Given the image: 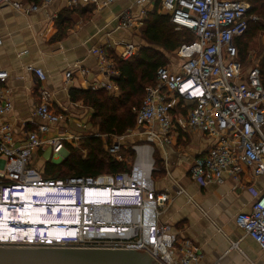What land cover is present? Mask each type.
Instances as JSON below:
<instances>
[{
  "label": "built area",
  "instance_id": "built-area-1",
  "mask_svg": "<svg viewBox=\"0 0 264 264\" xmlns=\"http://www.w3.org/2000/svg\"><path fill=\"white\" fill-rule=\"evenodd\" d=\"M51 1L43 0L46 4ZM122 1L68 0V5L102 8ZM0 2L25 12L38 8L35 3L25 7L18 0ZM133 3L138 6L141 18L158 6V12L168 16L176 30H189L193 39L182 43L174 53L179 61L178 70H173L170 64L160 67L156 84L147 87L141 105L134 108L147 139L133 146L137 161L132 170L97 178L45 179L42 171L34 165L35 152L48 144L55 154H60L65 149V142L77 137L55 135L43 138V134L50 131L51 124L58 123L65 116L52 109L55 95L44 85L46 72L41 67L28 66L39 83V102L34 113L44 122L31 120L33 127H26L18 137L15 125L4 120V116L12 111L13 102L8 97V88L0 86V206L16 212L24 200L17 201L13 197L15 192L54 186L73 192L78 207L94 209L85 219L90 221L86 226L92 235L84 239L58 240V246L140 249L161 264H200L202 255L194 243L182 240L170 225L160 222L161 209L168 206L171 197L167 192L157 191L152 178L154 144L170 143L173 132L191 129L209 136L212 143L194 159L190 177L205 186L212 182L223 184L228 175L234 182L233 188L251 190L254 196L251 209L239 212L235 222L264 251V191L251 184L264 176L263 75L259 66L243 72L236 43L237 38L244 36L250 22L259 21L260 16L251 13L252 7L247 0H134ZM116 19L115 30L130 28L138 22L131 7L123 10ZM57 32L52 20L42 35L49 40ZM2 44L0 38V46ZM119 45L116 56L124 61L131 60L141 47L132 41ZM91 51L97 56L100 72L107 81L93 83L90 89H103L113 94L116 80L121 75L114 57L105 47H92ZM71 75V70L66 73L68 78ZM8 76V71L0 70L1 81ZM170 95L182 99L183 106L188 107L186 112L175 109ZM145 160L150 161V168L143 164ZM126 189L130 190L127 195L96 200L99 206L87 205L86 191L115 194ZM16 218L0 220V231H5L2 227L6 225L11 228L25 225ZM90 227L94 230L91 231ZM12 239L16 238L0 234V246L22 243ZM47 242L46 245L53 244L51 240Z\"/></svg>",
  "mask_w": 264,
  "mask_h": 264
},
{
  "label": "crops",
  "instance_id": "crops-1",
  "mask_svg": "<svg viewBox=\"0 0 264 264\" xmlns=\"http://www.w3.org/2000/svg\"><path fill=\"white\" fill-rule=\"evenodd\" d=\"M18 1L25 7L35 3L38 8L25 12L0 2V38L3 39L0 70L9 72L6 80H0V86L8 88V97L13 102V109L4 116V120L15 125L18 137L26 127H33L31 120L44 122L34 113L39 102L38 79L27 69L28 66H36L46 72L44 85L54 92L52 109L65 116L58 123L51 124L50 131L43 134V138L73 135L77 138L68 139L73 143L80 137L94 134L98 129L90 122L94 109L84 105L83 101H72L69 90L89 89L93 83L107 81L91 49L105 47L110 54L117 55L119 43L131 41L130 30H115L116 18L123 10L131 7L138 18L137 26L143 24L146 17L138 15L134 0L102 8L71 7L68 0H52L47 4L43 0ZM109 8H118V13H103ZM89 10L96 12L92 18H88ZM52 20L58 32L47 40L42 34ZM241 51L245 55L239 54L238 61L241 65L245 62V73L254 66L264 67L263 54L257 55L250 43ZM170 66L177 71L179 61L175 58L173 66ZM70 70L72 75L68 78L66 73ZM115 84L113 94L119 96L120 88ZM170 102L177 110L186 112L188 108L183 106L178 96L170 95ZM171 138L170 143H155L158 157L154 160L152 178L156 190L167 192L171 197L168 206L161 209L160 222L170 225L182 240L194 243L202 255L200 264H264V251L235 222L239 212L251 209L254 202L252 191L243 187L233 188L234 182L228 175L223 184L201 185L190 177V169L194 159L211 145L212 139L191 129L173 132ZM118 139L115 137L116 141ZM66 155V148L55 154L52 147L45 144L35 152L34 165L39 168L35 163L38 157L44 161L50 157L62 161ZM117 159L126 160L121 156ZM251 184L264 191V176Z\"/></svg>",
  "mask_w": 264,
  "mask_h": 264
},
{
  "label": "trees",
  "instance_id": "trees-1",
  "mask_svg": "<svg viewBox=\"0 0 264 264\" xmlns=\"http://www.w3.org/2000/svg\"><path fill=\"white\" fill-rule=\"evenodd\" d=\"M247 1L251 4V13L263 15L264 0ZM157 8L158 6L155 11L149 12L144 20L145 39L151 44L175 53L182 43L192 41L193 35L189 30H184L189 32L187 33L189 38L180 41L181 35L175 31L176 28L170 22L169 17L159 14ZM260 21L261 19L257 22H250L244 36L237 39L239 54L248 46L246 37L249 31L264 30V24ZM111 55L121 71L120 77L116 80L121 92L119 96L103 89L92 90L90 88H71L69 94L72 101H83L84 105L94 109L91 123L98 125L101 133L122 136L128 129L136 126L137 114L134 108H139L141 105L146 87L156 84L157 70L167 65V59L162 51L148 46H141L138 54L129 61H124L115 54ZM261 70L264 84V67ZM64 145L70 154L59 164L48 161L45 170L42 171L45 179L96 178L104 173L118 174L130 171L125 161H120L103 150L102 140L98 137L86 138L85 145L89 148L86 157L82 156L72 142L66 141Z\"/></svg>",
  "mask_w": 264,
  "mask_h": 264
},
{
  "label": "bare ground",
  "instance_id": "bare-ground-1",
  "mask_svg": "<svg viewBox=\"0 0 264 264\" xmlns=\"http://www.w3.org/2000/svg\"><path fill=\"white\" fill-rule=\"evenodd\" d=\"M143 164L150 168V161H143ZM116 192V191H115ZM129 189L117 191V193L112 194H99V193H85V198L87 200V205H97L96 200H106V199H116L117 196H121L122 194H129ZM118 194V195H116ZM55 196L58 197L60 202H55L49 199L48 197ZM116 196V197H115ZM13 197L18 201L25 200L27 201H39L45 203H55L52 204L50 208L52 211H48L47 206L42 208V212L44 215H48L46 218L39 217L38 221L41 224L49 225V228L44 227L43 225L37 226L36 224H26V225H18L16 228H11L6 225V227H2L5 231H0V234L5 233V235H10L11 238H16L12 240H20L21 242H34V241H43V243L47 242V240L58 241V240H71L77 237L84 239L90 237L92 234L89 233V227L86 224H90V221H86L85 219L89 218L90 213L94 212V209H90L89 206L85 209L84 206L78 207L76 199L73 195L69 196L66 191L59 190V188L54 186L48 187H40L35 189H27L26 192H15ZM62 204L65 208H72L71 214H66L63 217H60V209L59 207ZM99 204V203H98ZM0 210L3 211V214L0 213V216H4L3 219L9 220L11 217H17L16 220L18 222H28V216L24 213V211L19 207L18 211H9L4 206H0ZM87 210V211H86ZM20 212V215L18 214ZM51 212V213H50ZM49 213V214H48ZM39 214V212H38ZM69 215V218L67 217ZM32 216V215H29ZM2 221V219L0 218ZM6 224V223H2ZM64 224V225H62ZM86 226V227H85ZM36 228V229H35ZM42 243V242H39ZM48 243V242H47ZM46 244V243H45Z\"/></svg>",
  "mask_w": 264,
  "mask_h": 264
},
{
  "label": "water",
  "instance_id": "water-1",
  "mask_svg": "<svg viewBox=\"0 0 264 264\" xmlns=\"http://www.w3.org/2000/svg\"><path fill=\"white\" fill-rule=\"evenodd\" d=\"M52 204L55 203L24 200L20 204L21 209L29 219V223L25 222V225L36 224L46 228L53 225L41 224L38 221L39 217L44 219L48 216L44 215L42 208L47 206L48 211H52ZM0 213L3 214V211L0 210ZM18 214L20 215V212ZM3 217L0 216L2 220ZM16 244L19 243L13 244V247L0 246V264H161L147 251L140 249L52 247L46 244L39 248H28L15 246Z\"/></svg>",
  "mask_w": 264,
  "mask_h": 264
},
{
  "label": "rangeland",
  "instance_id": "rangeland-1",
  "mask_svg": "<svg viewBox=\"0 0 264 264\" xmlns=\"http://www.w3.org/2000/svg\"><path fill=\"white\" fill-rule=\"evenodd\" d=\"M113 12V14L116 15V13H118V8L114 9V8H109L104 10L103 13H111ZM88 18H92L96 12H94L93 10H89L88 12ZM261 17V24H264V13L263 15H260ZM145 20V19H144ZM143 20V24H139V26L135 25L132 26L126 30H130V34H131V41L136 42L137 44H139L140 46H148V47H153L157 50H160L164 53L166 59H167V64H172L173 66V62H175V55L173 52L167 51L164 48H162L161 46L158 45H154L151 44L149 42H147V40L145 39V35H144V30L146 28L145 23ZM176 32H178L181 36H180V41H184L186 39L189 38L188 34L189 32L184 31V30H176ZM253 35V36H252ZM246 39L248 40V43H250L253 47V50L257 53V55H262L263 54V58H264V30H260V31H255V30H251L249 31L248 36L246 37ZM241 56L245 55L244 53L240 54ZM247 69V66H245V62L242 63V70L245 73ZM149 87V86H148ZM147 89V87H146ZM92 116L90 118V122H91ZM94 127H98L97 131L94 134L90 135H85L84 137H80L78 140H75L73 142V146L75 148H77L83 157H86L88 155V150L89 148L85 145V140L87 137H98L102 140L103 143V150H105L106 152H108L109 154H111L114 157H123L125 158V163L127 165V169L132 170L134 164L137 161V153L135 152V150L133 149V146L136 144H140L142 142H144L145 139H147L146 134L144 133L145 129L143 124H139V122L137 121V124L134 128L128 129L127 132L122 135V136H110L108 134L105 133H101L99 131V126L93 124ZM115 137H118L120 139H122V141L120 139H118L117 141L115 140ZM116 147L118 146V148L114 149L112 148L113 146ZM125 145V146H124ZM154 153H153V159L155 160L157 158V148L156 145L154 144ZM67 150V155L65 156V158L70 154L69 150ZM64 160V159H63ZM62 160V161H63ZM53 162L56 164L61 163V160H54L52 157H50L48 160L44 161V159H41L40 157H38L35 161L36 165L40 168V170H45L46 168V164L47 162ZM60 161V162H59ZM39 163V165H38ZM64 175V174H63ZM105 175H112L111 173H104L103 175H100L101 177L105 176ZM55 177V176H54ZM99 177V176H98ZM68 178V177H67ZM97 178V177H96ZM67 194H69V196H71L73 194V192H66ZM49 199H51L52 201L55 202H60L58 200V197L55 196H50L48 197ZM61 208L60 209V217H63L66 214H71V211H73L72 208H65L64 205L59 204ZM67 217L69 218V215H67ZM94 227H90V230H94ZM36 229V228H35ZM40 241H34V242H22L19 244H16L15 246L18 247H28V248H39V247H43L46 246L44 243H39ZM8 246V245H6ZM11 247H13L12 245H9ZM49 246L52 247H61L58 246L57 241H53V244H50Z\"/></svg>",
  "mask_w": 264,
  "mask_h": 264
}]
</instances>
